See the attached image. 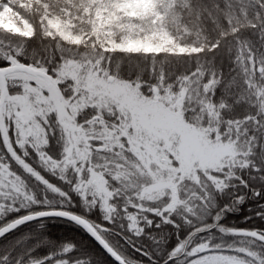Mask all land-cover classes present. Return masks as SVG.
<instances>
[{"label":"snow or ice","instance_id":"obj_1","mask_svg":"<svg viewBox=\"0 0 264 264\" xmlns=\"http://www.w3.org/2000/svg\"><path fill=\"white\" fill-rule=\"evenodd\" d=\"M0 264H264V0H0Z\"/></svg>","mask_w":264,"mask_h":264},{"label":"trees","instance_id":"obj_2","mask_svg":"<svg viewBox=\"0 0 264 264\" xmlns=\"http://www.w3.org/2000/svg\"><path fill=\"white\" fill-rule=\"evenodd\" d=\"M243 215V213H241ZM239 217H237L238 219ZM50 231L48 232V235L57 241L63 240V239H74L79 238L81 233L79 230L74 228L71 225L68 224H54L50 226ZM41 251L46 252L47 249H42Z\"/></svg>","mask_w":264,"mask_h":264}]
</instances>
